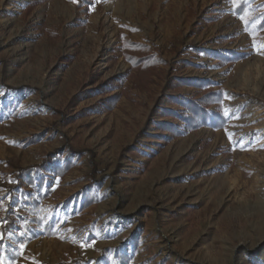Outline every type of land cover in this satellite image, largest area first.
<instances>
[{
    "label": "rangeland",
    "instance_id": "1",
    "mask_svg": "<svg viewBox=\"0 0 264 264\" xmlns=\"http://www.w3.org/2000/svg\"><path fill=\"white\" fill-rule=\"evenodd\" d=\"M247 1L242 19L233 0H0V239L8 208L35 193L18 167L72 161L63 177L38 170L53 235L40 225L20 245L14 215L0 264H264V25H245L264 0ZM123 39L163 60L148 85ZM200 78L223 89L226 124L163 137L158 123L182 125L173 98L200 97L185 82Z\"/></svg>",
    "mask_w": 264,
    "mask_h": 264
},
{
    "label": "trees",
    "instance_id": "2",
    "mask_svg": "<svg viewBox=\"0 0 264 264\" xmlns=\"http://www.w3.org/2000/svg\"><path fill=\"white\" fill-rule=\"evenodd\" d=\"M248 1L247 0H233L234 12L242 17H245L247 11ZM264 19V14L263 18ZM246 27L252 34H255L264 25V20L257 25L256 30L252 28V20L245 21ZM121 51L126 61L130 63L131 69L135 70V84L137 86H146L153 81L154 75H157L160 71V65L163 60L159 59L149 44L138 42L129 39H123L121 45ZM221 63L238 60L241 58L235 52H231L228 56H221L217 54L216 56ZM120 83L125 81V78L119 79ZM186 83L196 85L201 88H205V92L200 96H181L180 98H173L180 106V110H167V115H172L182 122V125L173 122H160L157 124V129L163 131H169L170 135L163 137L170 139L183 134L186 131L195 130L201 126H210L214 129L222 128L228 117L223 111V99L224 91L222 88L214 89L210 88L213 86L212 82L208 79L200 78L197 80H185ZM115 86H104V91L110 93L113 91ZM122 93L115 92L112 95L105 98L102 102L107 109H113L117 102L119 101ZM215 105L213 109L210 107ZM57 151L51 153L46 157L41 163L31 164L25 167H18V172L16 178L18 180L25 179V183L34 189L35 193L28 192L23 194L21 201L14 202L9 208L8 212L2 222L1 230L3 233L2 239H0V248L4 247L6 242L7 234L14 229L17 224V220L14 215L19 217V222L21 226L20 234L16 235L15 241L20 245H25L29 240L38 235L37 227L44 225L43 234L53 235L52 222L48 221L44 209L41 204V200L49 195L50 188L44 193H41V189L45 184V177L41 172L48 169V164L51 163L53 156H56ZM72 166V161L68 158L65 159L63 164H58L57 162L51 163V169L55 177H63L65 173ZM38 175V180H36L35 175ZM17 185H20L19 182ZM95 201L94 195L90 194L87 196L83 202V207ZM26 208L30 216H23L19 211L15 210V207ZM34 225V226H33ZM7 254L10 256L11 260L16 259V254L11 251L10 248L7 250ZM120 259L122 264H129V258L127 254H120ZM80 258H74L69 261H61L56 264H79L81 263Z\"/></svg>",
    "mask_w": 264,
    "mask_h": 264
},
{
    "label": "snow or ice",
    "instance_id": "3",
    "mask_svg": "<svg viewBox=\"0 0 264 264\" xmlns=\"http://www.w3.org/2000/svg\"><path fill=\"white\" fill-rule=\"evenodd\" d=\"M242 19H243V17H242Z\"/></svg>",
    "mask_w": 264,
    "mask_h": 264
}]
</instances>
